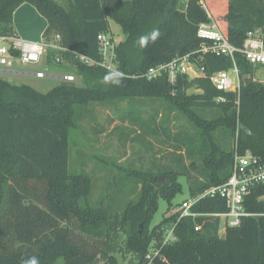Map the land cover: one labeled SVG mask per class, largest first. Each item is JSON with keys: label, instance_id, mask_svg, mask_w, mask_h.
<instances>
[{"label": "trees", "instance_id": "16d2710c", "mask_svg": "<svg viewBox=\"0 0 264 264\" xmlns=\"http://www.w3.org/2000/svg\"><path fill=\"white\" fill-rule=\"evenodd\" d=\"M201 1L234 47H243L250 30L264 33V0H68V7L55 0H0V36H17L13 16L28 3L48 22L45 43L60 44L94 61H101L98 36L110 32L109 21L126 37L116 48L118 69L126 75L115 77L121 80L119 85L104 82L105 76L115 73L81 63L70 53L63 54L65 64L56 65L53 49L48 51V66L73 72L81 86L61 82L43 94L0 77V264H22L29 256L38 257L40 264H55L58 259L65 264H99L117 232L125 236V248L139 257L138 264H146L150 237L139 230L141 224L147 229L152 223L160 199L167 201L171 216L164 215L159 226L177 223L176 241L164 246L152 264H264V185L246 197L245 209L252 215L223 237L218 218L178 222L179 214H172L179 206L172 200L183 192L178 176L188 177L190 196L229 179L231 137L236 131L238 150L250 151L264 162V84L254 81L256 69L241 54L235 55L239 96L216 90L208 76L191 80L180 76L175 85L167 76L152 81L142 77L150 68L200 48L198 28L210 22ZM217 6H225L224 11ZM153 29H159L160 37L141 47L140 36ZM203 66L211 75L232 70L233 62L208 54ZM191 89L201 93L190 94ZM128 99L166 106L161 122L158 114L133 121L140 129L137 141L151 145L145 137L165 136L173 158L164 157L169 163L153 165L150 171L111 173L94 201L92 177L69 171L71 134L93 105ZM170 113L186 123L178 132L169 126ZM183 151L189 159H203V179L189 178L190 168L196 166H187ZM158 175L164 176V186L158 185ZM193 211L225 213L226 202L208 198ZM196 224L202 225V232H195Z\"/></svg>", "mask_w": 264, "mask_h": 264}, {"label": "rangeland", "instance_id": "374dc122", "mask_svg": "<svg viewBox=\"0 0 264 264\" xmlns=\"http://www.w3.org/2000/svg\"><path fill=\"white\" fill-rule=\"evenodd\" d=\"M64 7H68V0H55ZM216 6V5H215ZM222 13L225 6H217ZM110 22V32L116 38V41L123 42L125 35L119 25ZM49 59L44 57L42 63L37 65H21L16 63L10 71H18L16 74H0V77L14 85H27L40 93L48 94L51 90L57 87L61 81L57 77L64 76L69 72L56 66H48ZM37 72L49 75L47 78L38 79L33 74ZM73 73V72H70ZM234 78V76H233ZM256 78L264 82V67H259L256 71ZM74 84L82 85L81 79L75 75ZM190 94H199L201 90L191 89ZM154 100H120L110 101L105 104L93 105L80 122L78 129L71 134L69 171L71 174H89L93 182L94 201L97 200L98 193L108 176L119 174L122 170L135 171H150L153 165L168 164L166 156L173 158V150L170 142L165 136L160 135L158 138L145 137L151 145L141 143L136 140L137 133L140 129L135 125L134 118H148L150 115L158 114V122H161L166 117L168 110L163 103L153 102ZM186 124L184 119L177 113H170V124L172 131L178 132V126ZM191 130V129H190ZM194 130V129H193ZM193 130H191L193 132ZM239 130V126L237 128ZM239 131H236L235 136L231 137V151H236L238 147ZM126 135H129L128 139ZM187 166L192 163L195 168H190V176L203 179L201 172L203 171L204 161L201 158L189 159L187 154L182 152ZM112 177V176H111ZM106 178V179H105ZM159 186L165 185L163 175H158ZM179 185H182L183 192L178 194L173 200V205L181 204L185 199L190 197V186L187 176H178L176 179ZM93 195V193H92ZM171 216V211H168V203L164 199L159 200V209L153 218L152 223L147 229H144L142 224L140 232L150 237V245L148 254L154 253L162 243V239H166V229L170 225L165 224L159 226L163 222V217ZM165 219V218H164ZM220 237L224 234L220 233ZM125 236L122 233H115L111 239L110 250L106 255L98 258L99 264H138L139 257L131 251H128L124 246ZM146 255V256H147ZM146 259V257H145ZM55 264H65L63 259H58Z\"/></svg>", "mask_w": 264, "mask_h": 264}, {"label": "built area", "instance_id": "2783aa9c", "mask_svg": "<svg viewBox=\"0 0 264 264\" xmlns=\"http://www.w3.org/2000/svg\"><path fill=\"white\" fill-rule=\"evenodd\" d=\"M201 5L207 12L210 22L202 23L198 28L197 37L201 40L200 48L184 56H177L169 63L152 67L142 77L152 81L158 77L167 76L169 83L175 85L180 76H186L190 80L208 76L216 90L239 96L241 93V79L236 66L235 55L241 54L256 69L254 81L264 84V82L256 78V71L259 67H264V33L262 29L248 31L243 47L238 49L229 42L218 28L204 2L201 1ZM98 42L101 53L100 62L94 61L78 52L68 50L60 44L49 45L44 41L31 42L18 36H0V74L20 75L21 73L18 71H10L16 63H20L21 65L40 64L44 57L48 55L49 49H53L57 51V55L54 58L56 65L65 64L63 54L70 53L81 63L89 66L98 65L115 74H122L120 76H126L118 69L116 48L120 42L116 41L113 33L100 34ZM208 54L230 57L233 62V69L207 75L203 62L205 56ZM33 75L38 79L49 77V75L42 72H37ZM57 78L61 82L73 83L75 81V74L69 72ZM133 78H138V76H133ZM218 101H223V98H220ZM259 185H264V162L250 151L241 153L237 147L233 154V168L229 179L222 185L211 186L204 192L185 199L178 207L172 210V214H179L178 222L183 218H218L221 221L220 233L225 234L227 229L240 227L242 219L252 215L245 209V200L251 190ZM208 198L223 199L226 202L227 212L199 214L193 211L198 203ZM176 225L177 223L173 224L165 231L167 238L162 241L161 246L154 253L146 256V264H152L155 257H160L164 246L176 241ZM194 230L200 233L203 231V227L196 224Z\"/></svg>", "mask_w": 264, "mask_h": 264}, {"label": "crops", "instance_id": "0c3cea01", "mask_svg": "<svg viewBox=\"0 0 264 264\" xmlns=\"http://www.w3.org/2000/svg\"><path fill=\"white\" fill-rule=\"evenodd\" d=\"M47 26V20L31 4H22L14 13L13 27L15 32L18 37L27 41H44L43 35Z\"/></svg>", "mask_w": 264, "mask_h": 264}, {"label": "clouds", "instance_id": "9594fccd", "mask_svg": "<svg viewBox=\"0 0 264 264\" xmlns=\"http://www.w3.org/2000/svg\"><path fill=\"white\" fill-rule=\"evenodd\" d=\"M160 35L161 33L159 29H153L149 34L140 36L138 44L141 47H144L149 43V41L155 42L160 37ZM120 75L122 74L107 75L104 77V82L119 85L121 83V80L115 77H118ZM22 264H40V261L36 256H29L22 261Z\"/></svg>", "mask_w": 264, "mask_h": 264}, {"label": "water", "instance_id": "95a60500", "mask_svg": "<svg viewBox=\"0 0 264 264\" xmlns=\"http://www.w3.org/2000/svg\"><path fill=\"white\" fill-rule=\"evenodd\" d=\"M158 185H160V184H158ZM263 241H264V234H263V232H261V242L263 243Z\"/></svg>", "mask_w": 264, "mask_h": 264}]
</instances>
